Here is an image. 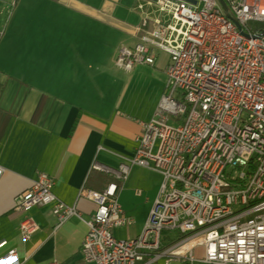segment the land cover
Instances as JSON below:
<instances>
[{
    "label": "built area",
    "instance_id": "1",
    "mask_svg": "<svg viewBox=\"0 0 264 264\" xmlns=\"http://www.w3.org/2000/svg\"><path fill=\"white\" fill-rule=\"evenodd\" d=\"M225 1L233 19L219 0H138L143 34L120 46L116 64L127 71L153 65L155 50H164L166 89L153 118L142 122L134 155L117 169L99 162L92 168L125 180L136 164L163 179L143 231L131 239L112 232L131 221L117 183L81 191L97 205L82 243L86 261L136 264L150 256L166 264H264V27L250 26L264 23V0ZM53 187L41 172L16 208L52 205L57 225L78 215ZM37 227L26 217L23 239ZM171 230L177 238L163 236ZM0 264H21L17 250Z\"/></svg>",
    "mask_w": 264,
    "mask_h": 264
},
{
    "label": "crops",
    "instance_id": "2",
    "mask_svg": "<svg viewBox=\"0 0 264 264\" xmlns=\"http://www.w3.org/2000/svg\"><path fill=\"white\" fill-rule=\"evenodd\" d=\"M138 0H0V257L16 249L21 264H93L82 243L97 205L81 191L119 185L118 202L130 222L118 239L143 231L162 174L133 164L125 180L93 169H117L134 155L142 122L154 116L167 84L168 52L130 71L116 64L122 44L139 42ZM150 27H153L151 25ZM41 172L73 215L63 224L52 205L16 208ZM37 229L23 239L22 221ZM136 264H166L165 257ZM170 264H178L172 261Z\"/></svg>",
    "mask_w": 264,
    "mask_h": 264
},
{
    "label": "rangeland",
    "instance_id": "3",
    "mask_svg": "<svg viewBox=\"0 0 264 264\" xmlns=\"http://www.w3.org/2000/svg\"><path fill=\"white\" fill-rule=\"evenodd\" d=\"M222 5V4H221ZM223 7V6H222ZM250 26L252 27H258V28H262L264 27V23H260V22H251ZM155 115V114H154ZM153 118V117H152ZM151 120V119H150ZM1 179V178H0ZM35 181V180H34ZM32 186V185H31ZM22 194V193H21ZM17 205V204H16ZM23 211V210H22ZM26 212V211H25ZM89 229V228H88ZM178 231L177 230H171V231H165L163 236H170L172 239L177 238L178 237ZM3 257V256H2ZM178 262V261H177ZM178 264H180V262H178Z\"/></svg>",
    "mask_w": 264,
    "mask_h": 264
},
{
    "label": "water",
    "instance_id": "4",
    "mask_svg": "<svg viewBox=\"0 0 264 264\" xmlns=\"http://www.w3.org/2000/svg\"><path fill=\"white\" fill-rule=\"evenodd\" d=\"M187 1H190V2H195V0H187ZM220 3L222 4L223 8H224V11L226 12V14L233 19L232 15L229 13V9H228V6H227V3L225 0H219ZM236 24L239 26V28H241V25L239 23V21L235 20Z\"/></svg>",
    "mask_w": 264,
    "mask_h": 264
}]
</instances>
